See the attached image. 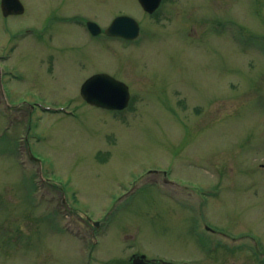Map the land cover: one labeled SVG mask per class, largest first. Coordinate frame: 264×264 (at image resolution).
I'll list each match as a JSON object with an SVG mask.
<instances>
[{"label":"rangeland","instance_id":"374dc122","mask_svg":"<svg viewBox=\"0 0 264 264\" xmlns=\"http://www.w3.org/2000/svg\"><path fill=\"white\" fill-rule=\"evenodd\" d=\"M21 1L0 11V264H229L264 247V0ZM119 15L136 41L73 20ZM100 71L128 86L125 109L80 95Z\"/></svg>","mask_w":264,"mask_h":264},{"label":"water","instance_id":"95a60500","mask_svg":"<svg viewBox=\"0 0 264 264\" xmlns=\"http://www.w3.org/2000/svg\"><path fill=\"white\" fill-rule=\"evenodd\" d=\"M138 1L143 9L149 13L153 12L161 2V0ZM1 7L5 14L18 13L23 10L20 0H1ZM90 24L98 29L95 23L90 22ZM96 30L92 29V32ZM138 30L139 25L134 18L128 15H119L113 19L106 32L109 35L132 38L137 35ZM80 94L88 103L107 109H123L128 105L130 97L127 85L105 72L95 73L86 78L81 84ZM144 257V255L133 256L132 264H150L142 260Z\"/></svg>","mask_w":264,"mask_h":264},{"label":"flooded vegetation","instance_id":"af4514ba","mask_svg":"<svg viewBox=\"0 0 264 264\" xmlns=\"http://www.w3.org/2000/svg\"><path fill=\"white\" fill-rule=\"evenodd\" d=\"M0 10H2L1 4H0ZM45 31H47V29ZM100 34L101 33H99L98 35ZM35 35L42 36V32L41 31L38 32L35 29ZM245 234H249V232ZM248 242H249V239H248ZM249 244L251 245L250 242ZM244 248L239 247V248H234V249L232 248L228 249L227 255H228L229 264H264V247L260 246L259 248H253L250 246L248 248L247 247L245 249ZM235 256L237 259L234 258ZM218 261H219V258L216 259L215 263L217 264ZM150 262L152 264H164V262L160 259H152V261Z\"/></svg>","mask_w":264,"mask_h":264}]
</instances>
